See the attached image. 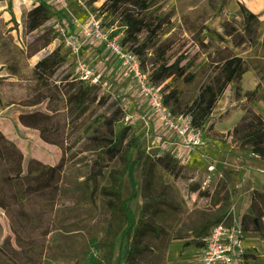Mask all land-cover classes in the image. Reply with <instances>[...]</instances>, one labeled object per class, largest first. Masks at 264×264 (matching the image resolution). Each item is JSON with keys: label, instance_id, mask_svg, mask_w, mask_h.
I'll return each instance as SVG.
<instances>
[{"label": "rangeland", "instance_id": "rangeland-1", "mask_svg": "<svg viewBox=\"0 0 264 264\" xmlns=\"http://www.w3.org/2000/svg\"><path fill=\"white\" fill-rule=\"evenodd\" d=\"M45 1L51 10H43L37 20L42 37L32 45L43 37L51 39L50 48L61 46L75 63V75L80 62L92 65L80 59L83 49L95 48L105 57L114 55L98 38L88 40L83 26L91 18L99 19L108 38L119 37L123 45L128 17L141 7H134L126 18L119 19L112 11L120 0ZM227 1L155 0L154 8L168 13L171 23L161 31L147 61H140L150 81L165 94L169 91L166 86L176 87L182 99L192 103L200 87L215 76L214 65L241 58L249 69L239 85L227 87L212 115L199 127L205 130L202 146H209L207 154L211 153L213 163L217 160V172L222 177L215 187L199 192L195 207H189L191 198L162 168L156 170L154 188L156 194L164 190L167 203L142 197L145 162L165 151L152 143L159 136L154 125L143 131L134 127L142 144L133 156L138 161L135 178L141 208L133 209L134 202L130 206L138 220L145 204L147 217L164 230L160 236L148 235L143 240L149 251L137 258V264H178L186 248L197 244L198 233L205 230L207 234L218 221L230 225L235 219L243 228L249 227L244 264H264V172L248 166L245 159L230 162L226 157L234 155L230 150L234 147L244 149L248 158H258L253 143L241 146L231 132L252 114H264V22L243 14L229 17ZM35 3L37 0H0V95L11 104L0 114V264H120L121 218L102 189L111 185L110 169L123 171V166L117 160L106 161L103 173L95 172L94 163L101 152L94 142L106 126L94 131L99 122L92 123L91 113L100 107L94 106L72 131L56 84L39 79L36 64L43 51H29L31 38L38 32L31 31L29 15ZM67 39L81 42L79 54L67 45ZM170 46L173 50L165 52ZM174 53L189 61L186 78L164 77L163 68L175 61L174 56L168 60ZM112 82L110 77L101 80V98L110 94L107 86ZM48 88L52 99L38 103ZM116 97L126 110L125 96ZM142 108L145 110L144 104ZM138 112L142 113L140 109ZM4 155L7 162L2 159ZM25 156L31 161L23 177ZM131 192L126 175L122 199ZM256 222L259 231L252 224Z\"/></svg>", "mask_w": 264, "mask_h": 264}, {"label": "trees", "instance_id": "trees-1", "mask_svg": "<svg viewBox=\"0 0 264 264\" xmlns=\"http://www.w3.org/2000/svg\"><path fill=\"white\" fill-rule=\"evenodd\" d=\"M37 2L33 5L29 14L33 25L31 31L38 30L37 20L42 15V11L51 10L50 5L45 0H37ZM138 5H141V7L137 13L130 19L128 18L127 28L121 42L130 51L139 56L138 58H141L144 63L148 59L149 51L157 47L160 33L165 26L171 23V17L168 13L154 8L156 5L155 0H148L147 2H143V0H120L112 12L119 19H124ZM247 16L249 18L255 17L252 14ZM68 28L73 30L74 25L69 23ZM41 33V30H38L32 36L29 51L38 49L43 51L42 58L36 64L37 74L39 79L46 78L56 84L54 88L59 90L63 98L71 130L74 131L77 124L92 111L94 106L98 105L100 107V111L95 114L91 113V116H93L91 118L92 123L99 122V126L94 131L99 129L100 126H106V130L94 142L101 152L99 159L94 163L97 170L95 172L103 173L104 168L102 165L106 161L112 163L117 160L122 163L123 171L115 168L110 169L111 185L108 188H103L102 191L111 198L110 203L119 212L121 218L123 231L121 234L120 264H137V258L149 251L143 240L148 235L160 236L164 233L162 227L158 226L153 219L147 217L148 210L145 204L138 220L130 206L133 200L139 196V183L135 178V169L138 161L133 156L134 152L141 148L140 135L136 128L124 121L127 112L119 98L112 94L101 98L100 85H91L76 77L74 73L75 63L69 58L68 54L62 52L61 46L51 49L52 40L45 37L39 43L32 45L33 40H38L42 37ZM172 50L173 47L170 46L165 52ZM172 56H174L173 59L175 61L167 68H163L165 79L186 78L189 75V61L185 56H178L177 53L172 54L168 60ZM213 68L216 73L215 76L200 87L192 103L185 102L181 97V92L176 87L166 86L169 89L167 94L162 91L164 102L172 113L175 115L190 114L197 127L205 125L227 87L231 83L239 85L249 66L241 58H232L224 63L214 65ZM49 89L46 90V95L38 103L43 102L47 98L52 99L51 90ZM10 105L0 95V114ZM231 135L241 146L253 143L256 147L264 148V114L254 113L250 120H242L240 124L233 128ZM2 159L7 162V155H4ZM22 159L21 176L24 177L27 175L31 157L25 156ZM158 168L164 169L171 178L177 180L182 175L184 166L170 152L159 153L146 160L142 192L140 194L144 198L154 199L155 203L165 204L167 202L164 199V190L161 194H156L154 188L156 170ZM126 175L129 177L132 192L128 198L122 199L123 182ZM220 222L218 221V224ZM252 224L256 231L260 230L257 223ZM248 228V225H245L243 229L246 232ZM207 234L205 230L198 233L200 238L195 244L196 247L203 245V239Z\"/></svg>", "mask_w": 264, "mask_h": 264}, {"label": "built area", "instance_id": "built-area-1", "mask_svg": "<svg viewBox=\"0 0 264 264\" xmlns=\"http://www.w3.org/2000/svg\"><path fill=\"white\" fill-rule=\"evenodd\" d=\"M84 36L88 40L98 38L106 44L120 63V66L128 71L135 82L138 95L147 105V114L159 122L162 128L174 136L180 148L187 154L199 150L203 145L205 130L195 125L193 117L188 114L175 115L164 102V94L160 88L154 85L148 75L143 71L138 56L127 50L119 42V37L109 39L102 30L101 21L91 18L82 28ZM67 45L76 53L82 50L80 41L67 39ZM76 75L82 81L91 85H100V80L95 74L94 67L80 62L76 67ZM143 114L132 115L127 113L125 120L133 127L143 121ZM148 122V121H146ZM179 159V158H178ZM180 160V159H179ZM203 187L208 188L216 174L214 167H209ZM245 231L242 223L235 219L230 225L220 222L214 225L203 239V245L198 248L199 254L196 264H244L247 246L245 244Z\"/></svg>", "mask_w": 264, "mask_h": 264}, {"label": "crops", "instance_id": "crops-1", "mask_svg": "<svg viewBox=\"0 0 264 264\" xmlns=\"http://www.w3.org/2000/svg\"><path fill=\"white\" fill-rule=\"evenodd\" d=\"M225 9L229 17L237 18L238 16H242V14L243 16L252 14L264 22V0H228ZM82 53H84V55H82L80 59L92 63L95 74L99 80H104V77H110V79L113 80L112 83L108 84L107 89L110 94L114 96H125L122 98V101L125 102L127 100V104L124 105L128 111L127 113L140 116L143 114V118L145 119L138 122L137 127L141 128L143 131V129L154 125L155 129L158 130L159 136H155L152 139V143L156 147H159L161 152H170L180 159L184 169L182 175L177 179V184L183 189L184 194L191 198V200L187 201L189 207H195L199 200V192L215 187L217 180L222 177V173L218 174L217 172V169L219 168L217 160L213 163L212 161L214 159L211 157V153L207 154V152L210 151L209 146H201L198 151L186 155L176 142L175 137L168 134L159 122L155 121L147 114V105L144 101L142 102V99L138 95L132 75L120 66L119 61L114 55L110 56V54H106V56H108L105 57V53L99 52V50H96L95 48L83 49ZM108 57L111 58L108 59ZM112 59H115L116 61L112 62ZM135 103L137 105H135ZM143 104L145 110L142 108ZM138 109H140L142 113L138 112ZM223 145L225 144H222V146ZM230 150L234 153V155L226 154V157H230V162L231 160L243 162V159H245V163L248 166L254 165L257 170L264 172V148L255 147V154L258 158H248L250 156L246 155L242 148L238 149L232 147ZM212 166L214 167L216 174L213 176V182L210 184V187L205 188L203 187L202 182L206 179L207 175L211 174V172H208V168ZM136 201L137 198L133 201L134 204ZM186 251L184 257L179 259L178 264H196L199 254L198 248L196 246H191L186 248ZM168 261L169 259L167 262Z\"/></svg>", "mask_w": 264, "mask_h": 264}, {"label": "bare ground", "instance_id": "bare-ground-1", "mask_svg": "<svg viewBox=\"0 0 264 264\" xmlns=\"http://www.w3.org/2000/svg\"><path fill=\"white\" fill-rule=\"evenodd\" d=\"M128 18H129V17H128ZM140 208H141V200H140L139 198H137V201H136V203L134 204V209H135L136 211H139Z\"/></svg>", "mask_w": 264, "mask_h": 264}, {"label": "water", "instance_id": "water-1", "mask_svg": "<svg viewBox=\"0 0 264 264\" xmlns=\"http://www.w3.org/2000/svg\"><path fill=\"white\" fill-rule=\"evenodd\" d=\"M129 19H130V18H129ZM129 19H128V20H129ZM128 20H127V21H128ZM256 223H257V222H256Z\"/></svg>", "mask_w": 264, "mask_h": 264}]
</instances>
